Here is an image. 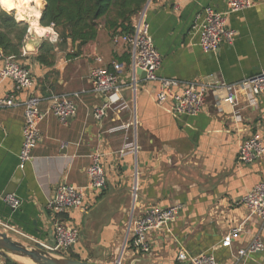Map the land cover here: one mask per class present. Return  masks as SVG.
Masks as SVG:
<instances>
[{
    "label": "crops",
    "instance_id": "crops-1",
    "mask_svg": "<svg viewBox=\"0 0 264 264\" xmlns=\"http://www.w3.org/2000/svg\"><path fill=\"white\" fill-rule=\"evenodd\" d=\"M10 6L18 8V3ZM205 6L224 10L225 2L150 0L145 9L161 56L157 75L177 80L179 88L209 76L234 83L264 68V0L226 16V26L236 35L231 45L215 53H205L198 44L196 24ZM37 26L29 27L20 55L11 58L30 71L43 111L57 95L71 99L77 112L65 124L49 113L39 125L42 138L32 160L20 169L23 106L0 109V221L6 224L0 231L22 242L51 245L55 216L46 209L47 200L60 182L85 186L91 154L97 152L104 187L85 192L81 208L60 215L78 228V241L71 248L78 257L98 264L117 259L120 264H190L177 258L180 251L188 257L212 252L217 264H264V249L235 260L236 250L255 234L264 242L260 223L241 203L264 181V92L254 104L240 96L231 106L224 90L212 89L197 115H175L170 102H157V81L136 74L133 89L128 47L113 43L102 26L80 48L69 40L57 45L51 65L35 56L42 40L56 43L57 38L50 39L53 28L46 26L43 35L40 28L45 27ZM7 57L0 50V66ZM113 61L123 63L120 88L109 95L111 106L98 122L92 108L104 97L92 90L89 73L96 66L112 69ZM12 90L13 82L0 78V96ZM16 96L21 103L25 92ZM253 134L261 136L262 153L252 162H238L239 144ZM5 194L19 197L20 206L9 207L2 199ZM173 204L181 205L176 219L148 234L149 252L136 250L131 223L148 208ZM228 232L233 233L231 247H223L220 242ZM0 264H5L2 257Z\"/></svg>",
    "mask_w": 264,
    "mask_h": 264
},
{
    "label": "built area",
    "instance_id": "built-area-1",
    "mask_svg": "<svg viewBox=\"0 0 264 264\" xmlns=\"http://www.w3.org/2000/svg\"><path fill=\"white\" fill-rule=\"evenodd\" d=\"M150 0H148L149 2ZM147 2V3H148ZM225 9L216 10L211 6H205L201 21L196 24L198 31V44L205 53H215L223 45H231L236 32L226 26L225 18L229 13L241 11L255 5V0H224ZM144 8L132 19V31L126 34L112 35L113 43L122 42L128 47L130 57L129 67L132 70V87L136 82V70L145 71V79L157 81L159 90L156 94L158 103L170 102L171 111L175 115H197L204 103L207 94L212 89H222L225 92V100L231 106H236L238 98L254 104L257 97L264 92V68L259 72L241 79L234 83L218 82L209 76L200 81H190L179 88L177 80L159 77L157 70L161 65V56L155 48L150 34L149 22L145 17ZM17 18L28 23L27 17L16 15ZM44 27V26H42ZM53 28L51 24L49 26ZM46 28V26H45ZM46 33V32H45ZM43 33V35L45 34ZM57 33L51 30L50 39H56ZM112 69L103 66H96L90 70L89 81L92 90L104 97L98 105L93 106V118L101 122L107 115L110 108L109 95L115 93L120 88L119 77L123 69V63L113 61ZM0 78H8L13 82L11 93L0 96V109L13 107L18 104L23 106V126L22 143L18 154V167L23 169L25 164L32 160V150L41 140L39 125L46 116L51 113L63 124L74 117L77 112L76 104L64 96L53 95L49 108L43 111L40 108V98L34 88V79L30 71L20 65L11 57H7L0 66ZM23 101H18L16 94L24 93ZM260 134H253L244 139L238 146L237 160L242 163L252 162L263 151ZM87 183L85 186H75L67 182H60L56 185L52 196L47 200L46 209L55 216L53 221V243L51 245L41 244L40 246L49 252L66 255L78 241L79 231L74 225L65 222L60 215L63 213L82 207L85 192L95 193L104 187L106 178L104 169L100 161V154H91V163L87 168ZM133 201L136 197V185L133 188ZM3 201L11 208L20 206L21 200L14 194H5ZM251 214L260 223V229L264 230V181L256 183L241 199ZM181 209L180 204H173L168 207L148 208L144 213L131 223L133 231V245L136 250L147 253L151 250V242L148 234L160 230L170 221H174ZM4 226L0 221V226ZM232 232H228L221 239L220 245L231 247ZM264 242L259 235L255 234L246 246L238 248L235 253L237 263L240 259L262 251ZM177 258L181 261H189L190 264H217L212 252H202L198 255L187 256L180 251ZM113 264H120L116 260Z\"/></svg>",
    "mask_w": 264,
    "mask_h": 264
},
{
    "label": "trees",
    "instance_id": "trees-1",
    "mask_svg": "<svg viewBox=\"0 0 264 264\" xmlns=\"http://www.w3.org/2000/svg\"><path fill=\"white\" fill-rule=\"evenodd\" d=\"M256 1V0H255ZM39 23L53 25L57 42L42 40L35 59L51 65L57 45L70 43L78 48L94 40L102 26L111 35L132 31V19L148 0H42ZM0 0V50L1 56L17 59L27 35L28 23L19 20L15 10H6ZM67 256L78 258L71 249ZM5 264H17L4 259Z\"/></svg>",
    "mask_w": 264,
    "mask_h": 264
},
{
    "label": "water",
    "instance_id": "water-1",
    "mask_svg": "<svg viewBox=\"0 0 264 264\" xmlns=\"http://www.w3.org/2000/svg\"><path fill=\"white\" fill-rule=\"evenodd\" d=\"M40 2H42V0H40ZM43 5L44 3L42 2V7ZM3 7L6 8L5 6ZM42 7H40L39 10L37 19L38 23ZM6 9L13 10L8 8ZM27 46L31 47V43H28ZM136 74L141 77H145L146 73L141 69H137ZM0 257L10 259L17 264H20L19 261L14 260L13 257L20 259L23 262H25L24 259L28 260L30 263L25 262L27 264H98L86 259L72 258L67 255H59L49 252L34 243H24L20 240L14 239L5 231H0Z\"/></svg>",
    "mask_w": 264,
    "mask_h": 264
},
{
    "label": "bare ground",
    "instance_id": "bare-ground-1",
    "mask_svg": "<svg viewBox=\"0 0 264 264\" xmlns=\"http://www.w3.org/2000/svg\"><path fill=\"white\" fill-rule=\"evenodd\" d=\"M32 3H34L36 0H30ZM29 0H6L4 3L5 5H12L15 3H18V9L20 12H27L28 17H31L30 19V24L32 27H34L35 29H38L37 26V17H38V11H39V7H36V9L34 7H32V5L30 4ZM38 1V0H37ZM39 2V1H38ZM3 0H2V4L4 5ZM37 4V3H36ZM40 4V2H39ZM4 5V6H5ZM30 5V6H29ZM11 7V6H10ZM7 8V7H6ZM8 9H17V8H9ZM44 30L46 31L47 28H40V33H44ZM25 262L30 263L28 260L24 259Z\"/></svg>",
    "mask_w": 264,
    "mask_h": 264
},
{
    "label": "rangeland",
    "instance_id": "rangeland-1",
    "mask_svg": "<svg viewBox=\"0 0 264 264\" xmlns=\"http://www.w3.org/2000/svg\"><path fill=\"white\" fill-rule=\"evenodd\" d=\"M36 3H37V4H36ZM31 5H32V7H34L35 9H36V7L39 6V10H40V7H42V2H40V4H39V2L35 1V2L32 3ZM29 6H30V5H29ZM15 11L17 12L18 17H20V16L27 17V19H29V21H30L31 17L26 16V15H27V12H26V13H25V12H20L18 8L15 9ZM19 19H21V17H20ZM42 34H43V33H42ZM132 198H133V197H132ZM17 240H19V239H17ZM24 243H29V242H24ZM120 256H121V255H120ZM120 256H119L118 258H120ZM13 259L16 260V261H19L20 264H27V263L23 262L22 260L17 259V258H15V257H13ZM78 259H81V257H78ZM117 260H118V259H117Z\"/></svg>",
    "mask_w": 264,
    "mask_h": 264
},
{
    "label": "clouds",
    "instance_id": "clouds-1",
    "mask_svg": "<svg viewBox=\"0 0 264 264\" xmlns=\"http://www.w3.org/2000/svg\"><path fill=\"white\" fill-rule=\"evenodd\" d=\"M5 7H10V5H5Z\"/></svg>",
    "mask_w": 264,
    "mask_h": 264
}]
</instances>
